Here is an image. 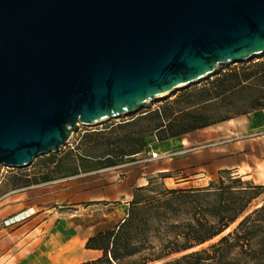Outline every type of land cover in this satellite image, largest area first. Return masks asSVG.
Segmentation results:
<instances>
[{"label":"water","instance_id":"obj_1","mask_svg":"<svg viewBox=\"0 0 264 264\" xmlns=\"http://www.w3.org/2000/svg\"><path fill=\"white\" fill-rule=\"evenodd\" d=\"M262 56L264 0H0V169Z\"/></svg>","mask_w":264,"mask_h":264},{"label":"trees","instance_id":"obj_2","mask_svg":"<svg viewBox=\"0 0 264 264\" xmlns=\"http://www.w3.org/2000/svg\"><path fill=\"white\" fill-rule=\"evenodd\" d=\"M238 100L251 103L250 110L241 115L264 108V60L221 71L203 87L182 92L156 111L112 127L108 134L113 137L105 138L106 132H97L84 138L106 149L114 147V156L108 154L109 158L113 156L111 166L140 155L158 142L234 119L223 116L218 120L209 111L216 106L235 105ZM119 131L124 133H116ZM231 175L230 170L219 172L207 188L140 196L149 191V181L147 187L134 192L124 222L88 240L86 249L103 255L83 264H264V201L254 206L264 186ZM185 215L189 221L172 227L175 232H167L159 247L147 244L153 234L159 236L155 223ZM170 233H174L173 239Z\"/></svg>","mask_w":264,"mask_h":264},{"label":"rangeland","instance_id":"obj_3","mask_svg":"<svg viewBox=\"0 0 264 264\" xmlns=\"http://www.w3.org/2000/svg\"><path fill=\"white\" fill-rule=\"evenodd\" d=\"M262 60H264V56L253 58L250 61L236 65H221L218 73L212 78L198 85L175 91L171 95L157 99L154 102H148L135 114L123 116L91 127L80 126L72 135L71 140L61 147L59 152L38 157L31 164L27 165V167H1L0 200H2L0 201V230L5 225H11L5 227L7 229L0 232V236L11 232L15 226L20 224V220L14 222L17 214L14 205L18 204L16 202L17 199H21V203H27L26 209L31 210L30 213L35 212L37 216L40 215L41 217L39 219L43 222L49 220L50 223H53L56 219L59 220V217L62 215H75L77 208L83 214H86V211L94 210L93 215L95 219L94 222H91L94 225L92 232L97 230H105L102 232H106L115 228L129 217L128 213L130 204L133 201L134 192L139 188L147 187L149 181L152 183L149 191L142 192L140 196L155 197L165 191L174 189L207 188L218 177V173H214L210 169L205 170L203 173H193L192 171L186 170H174L163 173H155V171H157V164H166L168 166L174 159L200 155L206 152V150H216V148L201 150L198 149L199 146L197 144H191L190 146H186V148H174L171 151L165 150L162 153H158L160 155L173 154L172 157L151 160L153 154L151 148L154 144L140 155L133 156L132 159L125 158L118 160L115 165L110 166L109 160L114 156V153L111 152L114 147L106 149L104 145H97L95 142L87 140L84 137L86 135L98 134L97 132H106L103 134H108L110 133L108 131L112 127L124 124V122H130L142 113L156 111V109L172 101V99L182 92L196 87H203L204 84L216 78L223 70L235 69L241 65H250ZM250 104H245V102L238 100V103L235 105L228 104L222 105L221 107H212L209 113L211 116L218 118V120L223 116L237 118L238 115L243 116L241 113L250 110ZM223 132V136L225 137L233 136L229 129H223ZM116 133L124 132L119 131ZM108 137L113 136L108 134L105 138ZM238 137V141L224 145L227 146L226 148L231 149L230 158L234 167H237L230 170L232 173L231 176L233 178L241 177L242 180L252 182L255 186H264V137H253L248 133H241ZM201 138V141L207 140L203 137ZM110 153L113 155L111 158L108 156ZM201 179H203V182H197ZM182 183L185 184L179 185ZM118 187H129L133 190L129 206L126 207V217L122 222L118 217L109 218L107 216L112 213L113 208H117L122 203L95 200L96 198L107 199L114 196V194H118L120 190ZM263 201L264 192L256 200L254 206ZM114 219H117L119 222L112 224L115 221ZM188 221L189 216L185 215L184 217L175 218L168 222L155 223L154 227L160 232L159 236L153 234L147 244L153 247H159L160 243L166 239L165 235L167 232H175L174 229H171L172 227L185 225ZM173 234L170 233L169 235L171 239H173ZM209 243L202 247L208 246ZM46 248L47 245H40L39 240L36 238L28 244L19 243L8 256L0 259V264H41V254L46 252ZM3 249L0 248V251ZM130 260L128 259L127 261L129 262Z\"/></svg>","mask_w":264,"mask_h":264},{"label":"crops","instance_id":"obj_4","mask_svg":"<svg viewBox=\"0 0 264 264\" xmlns=\"http://www.w3.org/2000/svg\"><path fill=\"white\" fill-rule=\"evenodd\" d=\"M223 129H229L233 136H223ZM241 133H248L253 137H264V108L254 110V112L238 116L231 120L222 121L216 125L205 127V129L190 132L189 135L183 137L158 142L151 148L153 153L156 154L162 153L165 150L171 151L174 148H186V146H190L191 144H197L199 146L198 149L201 150L206 148H216V150H206V152L200 155L174 159L168 166L166 164H157V171L155 173L172 172L174 170L203 173L209 169L214 173H219L226 169H235L237 167H234L230 158L231 149L226 148L227 146L224 145L238 141V136ZM201 137L207 140L201 141ZM200 176L204 177L203 175ZM197 182H203V179ZM118 188L120 189L118 194H114V196L107 199L96 198L95 200L122 203L117 208H113L110 215H107L109 218L118 217L122 222L126 217V207L129 206L133 190L129 187ZM20 200L17 199L16 202L18 204L14 205L17 211L14 222L20 220V224L15 226L11 232L0 236V248H4L0 251V259L8 256L19 243L28 244L34 238L39 240L40 245H47L46 252H41V264H82L93 262L102 256V253L98 250L86 249V244L90 238L105 231L97 230L92 232L94 225L91 222H94L95 219L93 215L94 210L86 211V214H83L81 210H78L77 206L75 207L77 208L75 215H62L59 217V220L56 219L53 223H50L49 220L41 221L39 219L41 216H37L35 212L30 213L31 210L26 209L27 203H21ZM114 220L115 223L113 222L112 224L119 222L117 219ZM10 225H5L4 228H1L0 232L5 231L7 229L5 227H9Z\"/></svg>","mask_w":264,"mask_h":264},{"label":"built area","instance_id":"obj_5","mask_svg":"<svg viewBox=\"0 0 264 264\" xmlns=\"http://www.w3.org/2000/svg\"><path fill=\"white\" fill-rule=\"evenodd\" d=\"M173 156V154H164V155H158L157 157H156V155L153 153L152 154V159L151 160H156L157 158H166V157H172Z\"/></svg>","mask_w":264,"mask_h":264},{"label":"bare ground","instance_id":"obj_6","mask_svg":"<svg viewBox=\"0 0 264 264\" xmlns=\"http://www.w3.org/2000/svg\"><path fill=\"white\" fill-rule=\"evenodd\" d=\"M155 155H156V157L159 155L158 153L156 154V153H154Z\"/></svg>","mask_w":264,"mask_h":264}]
</instances>
